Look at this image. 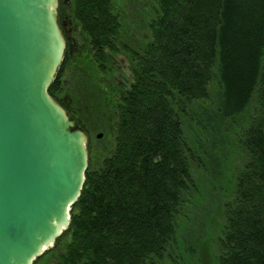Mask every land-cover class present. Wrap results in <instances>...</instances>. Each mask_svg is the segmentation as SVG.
<instances>
[{
    "label": "trees",
    "instance_id": "1",
    "mask_svg": "<svg viewBox=\"0 0 264 264\" xmlns=\"http://www.w3.org/2000/svg\"><path fill=\"white\" fill-rule=\"evenodd\" d=\"M74 3L132 81L107 100L63 60L49 93L78 126L114 129L88 143L70 227L34 264H264V0H158L141 47L114 0Z\"/></svg>",
    "mask_w": 264,
    "mask_h": 264
},
{
    "label": "water",
    "instance_id": "2",
    "mask_svg": "<svg viewBox=\"0 0 264 264\" xmlns=\"http://www.w3.org/2000/svg\"><path fill=\"white\" fill-rule=\"evenodd\" d=\"M58 12L59 0H0V264L54 247L86 179L88 134L49 93L66 48Z\"/></svg>",
    "mask_w": 264,
    "mask_h": 264
},
{
    "label": "flooded vegetation",
    "instance_id": "3",
    "mask_svg": "<svg viewBox=\"0 0 264 264\" xmlns=\"http://www.w3.org/2000/svg\"><path fill=\"white\" fill-rule=\"evenodd\" d=\"M58 17L66 41L64 55V59L68 57L66 73H72L78 68L88 72L93 71L95 72L94 81L100 94L107 100L119 98L130 86L132 81L131 60L129 55L125 54L123 51L115 53L111 47H104V44L97 48L95 45H92L83 26L76 17L74 0H59ZM109 39L113 41L112 34ZM102 55L105 56V59ZM67 100L68 98L64 97L62 103L68 104ZM89 127L90 124L88 127H82L88 134V143L92 136V131H90ZM108 129L110 131L114 129L113 122L109 123ZM98 133H100V131ZM102 133L103 135L101 137L97 135L96 137H108V139L112 140V133H107L105 136L104 132Z\"/></svg>",
    "mask_w": 264,
    "mask_h": 264
},
{
    "label": "rangeland",
    "instance_id": "4",
    "mask_svg": "<svg viewBox=\"0 0 264 264\" xmlns=\"http://www.w3.org/2000/svg\"><path fill=\"white\" fill-rule=\"evenodd\" d=\"M116 10L121 14L125 25V39L133 45L143 46L152 36L149 28L150 21L155 18L158 0H114ZM93 131L91 141L98 147L105 148L106 142L97 138L98 132ZM104 136L108 133V126L103 130Z\"/></svg>",
    "mask_w": 264,
    "mask_h": 264
}]
</instances>
